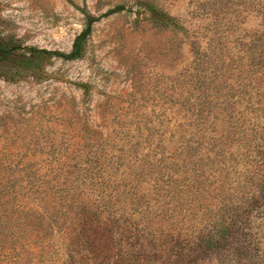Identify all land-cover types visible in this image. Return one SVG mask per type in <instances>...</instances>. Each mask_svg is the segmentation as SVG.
Returning a JSON list of instances; mask_svg holds the SVG:
<instances>
[{
  "label": "trees",
  "instance_id": "obj_1",
  "mask_svg": "<svg viewBox=\"0 0 264 264\" xmlns=\"http://www.w3.org/2000/svg\"><path fill=\"white\" fill-rule=\"evenodd\" d=\"M143 4L151 12L156 27L187 30L179 17L151 0ZM123 10L124 5H117L95 15L81 8L85 25L68 52L25 45L14 35L0 38V77L10 82L24 77L41 80L47 76L45 66L52 59L83 58L94 24ZM234 13L235 18H230L228 23L214 21L208 39H192L187 35L194 53L187 90L192 96L186 100L174 96V105L184 111V118L192 128L184 130L179 138H169L172 148L162 143L167 130H139L137 141L143 138V148L146 142L160 141L145 151L139 168L130 171L127 175L133 177L128 179L126 175L124 183L116 185L107 179V170L93 164L95 159L102 160L96 154L80 157L77 163L67 159L59 165L35 169L23 166V174H19L21 168L0 165V264H103L109 257L115 260L112 264L176 263L186 259L184 239L178 240L180 233L172 248L166 249L165 241H171L173 233L162 231L160 247L150 249V240L156 238L158 231L150 226L154 217L147 221L135 215L145 212L153 200L159 204L157 210L142 216L169 211L168 205L174 199L178 201L176 205L188 203L195 215L203 209H214L213 205L218 207L221 216L212 223L214 233L210 231L204 237L197 234V242L190 247L193 252L206 248L221 252L218 249L232 244L239 234L241 217L256 209L264 210V0H235ZM250 14L260 16L258 27L244 26ZM230 39L235 46L232 53L226 45ZM227 70H235L233 102L229 97L220 100L225 85L229 84L224 76ZM77 85L85 92L89 89L87 84ZM220 104L224 106L220 108ZM214 108L217 111L213 118L224 114L225 131L219 137L218 133L213 135V142L206 136L205 127L210 119L209 111ZM234 141L235 179L227 175V166L217 159L219 151ZM206 142L212 145V158L209 154L204 158L202 154ZM134 146L137 143L129 151ZM158 146L160 151H153ZM100 149L99 144L96 150ZM114 155L113 152L111 156ZM116 156L118 164L114 167H119L123 164L122 154ZM99 173L104 177H97ZM143 173L146 178L140 181ZM145 181L148 185L143 184ZM101 219H105V226L97 229L94 225L92 229L91 224ZM107 221L117 223L119 235L114 234ZM67 223H77L76 228L65 227ZM133 240L140 243L138 250L132 245ZM239 253L240 261L255 257L248 247L241 248Z\"/></svg>",
  "mask_w": 264,
  "mask_h": 264
},
{
  "label": "rangeland",
  "instance_id": "obj_2",
  "mask_svg": "<svg viewBox=\"0 0 264 264\" xmlns=\"http://www.w3.org/2000/svg\"><path fill=\"white\" fill-rule=\"evenodd\" d=\"M144 1L0 0V38L14 35L25 45L67 52L85 25L81 8L101 15L117 5L125 6V10L103 17L94 24L83 58L52 59L45 66L47 76L41 80L24 77L10 82L0 77V165L21 168L19 174H23V166L35 169L59 165L67 159L77 163L80 157L85 159L96 154L102 160L94 158L93 164L97 168L103 166L109 174L107 179L117 185L125 182L130 171L139 168L145 151L154 148L160 141L146 142L147 146L143 148V138L137 141L139 130H167L161 138L164 140L162 143L172 148L173 142H169V138H179L184 130L192 128L184 118V111L179 105H174V96L183 100L192 96L187 90L194 53L187 35L192 39H208L214 21L228 23L230 18H235V0H151L179 17L187 27L186 31L156 27L151 21V12L144 7ZM259 22L260 16L250 14L244 26L256 28ZM226 45L228 52L235 51L231 39ZM224 74L229 84L225 85L220 100L229 97L233 102L235 70H227ZM81 83L89 85L87 92L77 85ZM222 106L224 104H220V108ZM232 107L235 111V104ZM227 110L224 109L225 112ZM215 111L216 108L209 111L210 119L205 127L206 136L213 142V135L218 133L219 137L225 131L224 114L213 118ZM231 118L235 119V116ZM181 122L184 123L182 126ZM134 143L137 146L129 151ZM99 144L102 149L96 150ZM204 145V158L205 154L212 158V145L208 142ZM235 150V141L226 144L217 158L227 166V175L234 179ZM153 151H160L159 146ZM113 152L115 155L112 157ZM119 153L122 154L123 164L114 167L118 164L116 155ZM169 154H165L168 160ZM144 173L140 181L145 180ZM97 177L104 175L99 173ZM143 184L148 185V182ZM155 201L144 209L145 212H136L135 215L147 221L154 217L150 226L158 231L156 238L150 240L151 246L147 244L150 249L160 247L162 231L173 233L171 241H165L166 249L172 248L180 233L178 240L181 242L184 239L182 246L186 259L168 264H264L263 209H256L240 218V232L234 246V242L226 245L218 249L219 253L217 249L207 248L193 252L190 247L197 242V234L201 233L200 236L204 237L210 231L214 233L212 223L215 217L221 216V211L213 205L214 209H203L195 215L188 203L176 205L178 201L174 199L168 205L169 211L160 210V214L156 211L147 217L142 216L157 210L159 204ZM95 222L91 224L92 229L94 225L100 229L106 223L105 219L97 220V224ZM76 224L67 223L64 226L76 228ZM108 224L114 234L119 235L117 223L107 221ZM133 241L132 245L138 250L140 243ZM246 247L254 252L255 257L240 261L239 250ZM112 258L106 260L108 264L115 261ZM116 264H123V261ZM146 264L162 263L149 261Z\"/></svg>",
  "mask_w": 264,
  "mask_h": 264
}]
</instances>
